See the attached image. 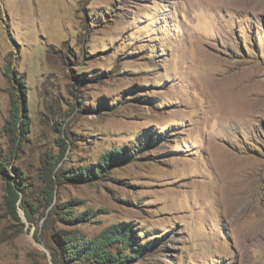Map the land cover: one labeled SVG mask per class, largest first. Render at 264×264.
Instances as JSON below:
<instances>
[{
    "label": "rangeland",
    "instance_id": "rangeland-1",
    "mask_svg": "<svg viewBox=\"0 0 264 264\" xmlns=\"http://www.w3.org/2000/svg\"><path fill=\"white\" fill-rule=\"evenodd\" d=\"M264 0H0V264H264Z\"/></svg>",
    "mask_w": 264,
    "mask_h": 264
},
{
    "label": "bare ground",
    "instance_id": "bare-ground-1",
    "mask_svg": "<svg viewBox=\"0 0 264 264\" xmlns=\"http://www.w3.org/2000/svg\"><path fill=\"white\" fill-rule=\"evenodd\" d=\"M262 231H264V221L260 223V226H258Z\"/></svg>",
    "mask_w": 264,
    "mask_h": 264
}]
</instances>
